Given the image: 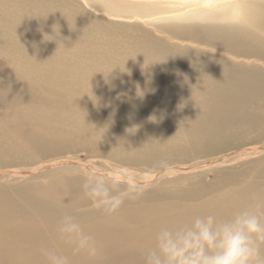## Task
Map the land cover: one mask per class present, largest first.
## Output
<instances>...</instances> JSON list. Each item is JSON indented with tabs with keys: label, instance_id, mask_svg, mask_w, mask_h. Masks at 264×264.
<instances>
[{
	"label": "bare ground",
	"instance_id": "6f19581e",
	"mask_svg": "<svg viewBox=\"0 0 264 264\" xmlns=\"http://www.w3.org/2000/svg\"><path fill=\"white\" fill-rule=\"evenodd\" d=\"M35 1V78L0 67V166L32 165L0 169V264H264V0Z\"/></svg>",
	"mask_w": 264,
	"mask_h": 264
},
{
	"label": "rangeland",
	"instance_id": "374dc122",
	"mask_svg": "<svg viewBox=\"0 0 264 264\" xmlns=\"http://www.w3.org/2000/svg\"><path fill=\"white\" fill-rule=\"evenodd\" d=\"M62 1L75 5L80 10H88L89 7H94L97 9H104L103 7L100 6L98 1H95V0H69V1L62 0ZM46 6L48 5L46 4ZM53 17H54L53 12L49 11L47 7L45 8V11L40 12L38 9V4L35 0H26V1L24 0H20V1L19 0H12V1L5 0L3 3L0 2V24L3 23L2 25H0V27H4L2 29L0 28V31L3 32V33H0V67H5L8 70L11 69L12 71L11 70L10 71L12 75L20 76L22 78L21 86L26 85L28 82H30L32 79L35 78V75L34 74L32 75L31 71L28 70L30 69V68H27L29 67V65L25 64L24 60L35 59L36 61V56H35L36 49L41 50V46H42L41 27L44 24H49L51 20L53 19ZM98 18H101V17L94 16V17L88 18L92 22V25L86 27L85 31L83 32L84 38H87L94 34L92 31L93 27H97L101 25L98 21ZM4 24L6 25V27L4 26ZM63 27L64 25H61L59 30L56 31L52 35V37L54 38L58 37L59 31ZM4 37L7 38L5 39L6 40L5 43H3ZM76 47L77 45H74L68 51L71 54H73V51L76 49ZM58 52H66V48L63 45H60L58 47ZM40 62L44 63L46 70H48V74H50L52 71H62L66 69L69 64V60L67 59H61V60L56 61V60H52L48 55L42 57ZM23 64L24 66H22ZM38 74L39 73L37 72V75ZM4 111H5V107L0 105V116L4 113ZM0 125H1V119H0ZM114 143L116 144L117 142H114ZM131 152L134 154L135 149H133ZM61 157L65 159L74 157L76 158L75 160L79 162H89L93 160L92 157L87 156L85 153L81 151H78V153H71V154H65L63 156H59V158ZM53 161H58V160L56 159V157H54L50 159V162H53ZM161 161L165 162V160H162V159ZM114 163L115 165H119L118 167L122 171L125 172L127 168L126 166H122L121 164L117 162H114ZM174 165L175 164L171 162H168V163L165 162V165L163 167L168 168ZM177 165L183 166L181 164H177ZM29 166H32V165L29 163H23V164L17 163L16 165L15 163H11L5 166H0V169L1 170H5V169L16 170V169H22V168L24 169ZM135 169L137 170L138 173H140L143 170L142 169L139 172L138 168H135ZM136 170L132 169L131 171L136 172ZM204 177H207L209 179L216 178L217 172L212 170L210 172L205 173ZM204 177H203V183H205Z\"/></svg>",
	"mask_w": 264,
	"mask_h": 264
}]
</instances>
